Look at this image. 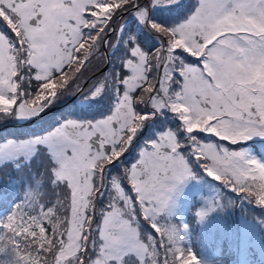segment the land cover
I'll return each instance as SVG.
<instances>
[{
	"label": "snow or ice",
	"instance_id": "obj_1",
	"mask_svg": "<svg viewBox=\"0 0 264 264\" xmlns=\"http://www.w3.org/2000/svg\"><path fill=\"white\" fill-rule=\"evenodd\" d=\"M73 94L111 109L0 141L41 165L0 217V264H202L167 218L194 166L264 207V159L243 144L264 138V0H0V120L39 123ZM21 181L0 177V203Z\"/></svg>",
	"mask_w": 264,
	"mask_h": 264
},
{
	"label": "trees",
	"instance_id": "obj_2",
	"mask_svg": "<svg viewBox=\"0 0 264 264\" xmlns=\"http://www.w3.org/2000/svg\"><path fill=\"white\" fill-rule=\"evenodd\" d=\"M129 16H125V21ZM124 21V22H125ZM126 29L136 30L140 33V39L141 42L149 45L151 47L157 46L158 42H155V44H152L155 38L151 35V33L148 32L146 28H143L142 26H139L135 18L128 21V24L125 25ZM119 51V49H117ZM82 98L80 95L78 98L71 103L69 106L58 110L54 113H51L43 118H41V121L39 123H35L33 125L29 126H12L9 125L8 127L1 128L0 129V141H2L6 135H12L15 138L21 137L25 134H30V132H39L43 130L44 127H52L57 121H59V117H82L83 114L86 112L87 115H90V119H93L98 113L100 114H106L105 112L111 108V95L106 94L105 97H97L95 99L91 100V103L96 105V108L86 107V106H80L77 107L78 99ZM63 99V98H62ZM65 100H60L56 105L64 103ZM85 111V112H84ZM80 113V115L78 114ZM154 125H147L146 130H153ZM23 133V134H22ZM146 135V132L143 134V136ZM41 165L37 164V157L34 156V158L31 160V163L28 161H20L17 163H14L13 161H10L9 163H6L0 167V177L6 178L7 174H13L16 176H25L27 177V181H21L17 188L13 190L10 195L8 196L7 200L0 203V210L5 209V213L0 216L3 217L7 215V213L11 210V207L20 199L23 198V194L25 191V188L29 186L30 184L35 183V177L39 175ZM197 207H195L194 204L191 206V215L189 218V223L192 225V237H193V245L194 248L198 247L200 243L203 241V235L199 230V226L196 224V217L193 214V211H196ZM264 210V208H263ZM207 242V245L210 247L211 252V260L212 264H236V251L235 247L230 243L226 242L224 239L220 240L218 243H215L213 239L210 237H207L205 239ZM23 248L24 246L21 245ZM248 251H250L249 256L252 257V260L249 262V264H264V258L261 254L258 253L256 249H254L252 246L248 248Z\"/></svg>",
	"mask_w": 264,
	"mask_h": 264
},
{
	"label": "rangeland",
	"instance_id": "obj_3",
	"mask_svg": "<svg viewBox=\"0 0 264 264\" xmlns=\"http://www.w3.org/2000/svg\"><path fill=\"white\" fill-rule=\"evenodd\" d=\"M105 7H107V6H105ZM153 15L158 20H161V21H165V20L170 19L169 16H167L163 13H159V12H154ZM133 18L134 17L129 16L126 19V21L124 22V24L127 25L128 21H130ZM152 39H154L152 44H155V42H157L156 39L155 38H152ZM78 96H79V94L63 96L60 99L54 101L53 104L50 105L46 111H48V110H50V112L53 111V108L56 107V103H58L60 100L64 99L65 101H67L70 98H74V97H78ZM91 100H92V98H88V99L79 98L77 100L78 103L76 105H77V107L86 106V107L96 108L95 107L96 105L92 104ZM13 103H14V98L9 99L7 96L0 95V107L9 108ZM110 109H108L105 113L110 111ZM78 114L80 115L79 112H78ZM101 115L102 114L98 113L94 118H97ZM65 118H68V117L60 116L59 121H57L52 127L56 126V124H58L59 122H61ZM74 118L90 119V115H87L85 112L82 117H74ZM24 122H27V121L16 120V119H13L10 117L6 121L0 120V129L8 127L9 125H12V124H23ZM144 130L145 129H142L141 133ZM39 132H30V134H25V135H22L21 137H18V138H15L12 135L9 136V135L5 134V137L2 141L8 139L9 137L15 138L17 140L24 139V138H27L31 135L38 134ZM153 135H154V133H153ZM147 138L148 137H146L145 139H147ZM262 139H264V138L253 137L250 141H247V142H252V143H250L248 145L245 144V146L249 147V146H251V144L253 145L255 142V144L258 143V148H259V142L262 141ZM253 154L256 155L257 157H259L260 159H264V151H261L260 155H258V153L254 152V147H253ZM33 158H34V156H27V155H23V154L18 156V157H8V156H5L4 154H0V167L6 163H9L10 161L17 163V162L24 160V161H28L31 163V160ZM194 171L196 172L197 178H190V179L186 180L185 182H183L181 185H179L177 188V191L173 194L172 201L170 203V210H171L172 214L170 217H167V218L172 220V218L174 216L173 213L176 212V213H178V217H179V220L181 221L182 225L186 223V213L188 210L187 206L194 199H197L200 201L199 209L200 208H207V207H209L210 201L213 203H217V199L219 198L218 195H220L221 189L223 190V188H225L224 186L222 187V185H220V183L218 181L214 180L212 177L207 176L198 166H194ZM218 184H219V186H218ZM228 189H230V188H228ZM225 202H226L225 198L221 197L220 202H218L217 205L219 203H220V205H222ZM214 209H215V207L213 208V210L211 212L207 213V215L204 217V219L206 220V221L203 220L204 223H209L211 221L212 216L215 212ZM249 224H250V221H248L246 219L242 221L241 226H242V231H243L244 235L246 234V227ZM259 230H260V228L256 227V228L252 229L248 235L243 237V244H240L239 264H247L244 252L248 246H252L254 249H256L258 251L259 254L264 255V251L262 250V248H264V244L261 243V240L256 235ZM183 232H185L186 236H188L187 229H183ZM260 243H261V246H260ZM205 263H207V260H205ZM182 264H183V262H182Z\"/></svg>",
	"mask_w": 264,
	"mask_h": 264
},
{
	"label": "water",
	"instance_id": "obj_4",
	"mask_svg": "<svg viewBox=\"0 0 264 264\" xmlns=\"http://www.w3.org/2000/svg\"><path fill=\"white\" fill-rule=\"evenodd\" d=\"M32 122H28V123H26V124H31Z\"/></svg>",
	"mask_w": 264,
	"mask_h": 264
}]
</instances>
